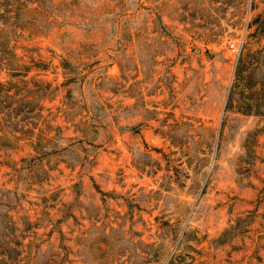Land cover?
Returning a JSON list of instances; mask_svg holds the SVG:
<instances>
[{
  "label": "rangeland",
  "instance_id": "1",
  "mask_svg": "<svg viewBox=\"0 0 264 264\" xmlns=\"http://www.w3.org/2000/svg\"><path fill=\"white\" fill-rule=\"evenodd\" d=\"M0 264H264V0H0Z\"/></svg>",
  "mask_w": 264,
  "mask_h": 264
}]
</instances>
